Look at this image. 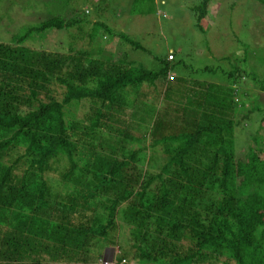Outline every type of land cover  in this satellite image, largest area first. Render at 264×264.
Returning a JSON list of instances; mask_svg holds the SVG:
<instances>
[{
    "label": "trees",
    "instance_id": "obj_1",
    "mask_svg": "<svg viewBox=\"0 0 264 264\" xmlns=\"http://www.w3.org/2000/svg\"><path fill=\"white\" fill-rule=\"evenodd\" d=\"M209 3L192 8L198 28ZM153 6L133 0L131 13ZM75 25L49 17L0 42V264H97L109 247L115 264H264V100L241 86L257 81L241 68L248 47L226 84L189 85L174 82L173 55L148 70L101 45L73 55L25 45ZM101 29L113 39L94 23L91 43ZM256 83L264 92V77ZM135 119L146 135L132 131Z\"/></svg>",
    "mask_w": 264,
    "mask_h": 264
},
{
    "label": "rangeland",
    "instance_id": "obj_2",
    "mask_svg": "<svg viewBox=\"0 0 264 264\" xmlns=\"http://www.w3.org/2000/svg\"><path fill=\"white\" fill-rule=\"evenodd\" d=\"M255 2L257 0H210L208 15L198 28L192 8L198 6L200 0H154L150 14L131 13L133 0H0V42H10L13 36L21 34L27 27L38 25L49 17L75 18L80 26L75 25L61 32L52 31L44 43L29 41L25 45L37 50L72 55L78 52L92 53L91 48L95 44L101 45L104 55L113 61L141 65L148 70L157 67V60L173 55L175 66L171 76L176 78L174 82L178 83L177 78L184 77L189 85L193 83L191 81L226 84L223 73L232 71L230 65H236L235 62L242 65L240 60L244 57V46H247L249 56L241 68H246L247 73L253 68L257 81H260L264 77V7ZM141 4L139 8L146 7V4ZM94 23L104 24L115 34L113 39L109 40V33L101 29L91 43L88 34ZM122 33L148 53L133 50L122 42L118 38ZM92 58L98 60L100 55L93 54ZM204 68L209 69L204 71ZM256 82L244 80L241 86L262 101L264 92ZM142 90L149 93L148 99L154 98L152 86L145 84ZM135 120L132 131L135 135H146V121ZM255 129L254 123H251L247 132L252 133ZM244 135H248L246 129L241 126L235 128L237 144H244ZM137 145H140L138 139L127 141L125 150H136ZM157 151L160 157L162 150ZM155 153V148H148L146 152L151 161L160 160ZM119 232L123 233L119 239L128 236V232L122 228ZM123 244L120 242L119 247ZM111 252L109 247L102 249L100 254L110 257ZM121 257L119 252L116 258L120 260Z\"/></svg>",
    "mask_w": 264,
    "mask_h": 264
},
{
    "label": "built area",
    "instance_id": "obj_3",
    "mask_svg": "<svg viewBox=\"0 0 264 264\" xmlns=\"http://www.w3.org/2000/svg\"><path fill=\"white\" fill-rule=\"evenodd\" d=\"M171 57H169V59H170ZM97 264H115V262L113 261V259H112V257L111 258H109V259H101V260H99L98 261V263Z\"/></svg>",
    "mask_w": 264,
    "mask_h": 264
},
{
    "label": "clouds",
    "instance_id": "obj_4",
    "mask_svg": "<svg viewBox=\"0 0 264 264\" xmlns=\"http://www.w3.org/2000/svg\"><path fill=\"white\" fill-rule=\"evenodd\" d=\"M110 249H112V248H110ZM113 249H112V252H111V256L109 257V256H106V257H104L103 255L101 256V259H109V258H111L112 257V255H113Z\"/></svg>",
    "mask_w": 264,
    "mask_h": 264
}]
</instances>
